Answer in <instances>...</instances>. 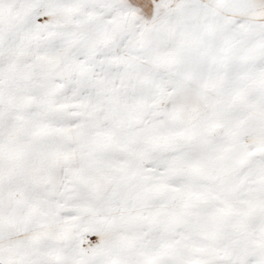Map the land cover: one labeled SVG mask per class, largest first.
<instances>
[{"label":"snow or ice","instance_id":"6c2138e0","mask_svg":"<svg viewBox=\"0 0 264 264\" xmlns=\"http://www.w3.org/2000/svg\"><path fill=\"white\" fill-rule=\"evenodd\" d=\"M0 264H264V0H0Z\"/></svg>","mask_w":264,"mask_h":264}]
</instances>
